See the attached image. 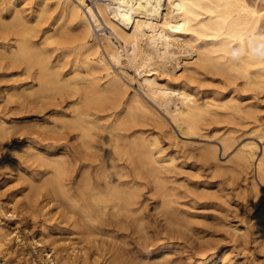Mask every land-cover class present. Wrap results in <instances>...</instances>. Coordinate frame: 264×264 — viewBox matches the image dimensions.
<instances>
[{
  "label": "bare ground",
  "instance_id": "6f19581e",
  "mask_svg": "<svg viewBox=\"0 0 264 264\" xmlns=\"http://www.w3.org/2000/svg\"><path fill=\"white\" fill-rule=\"evenodd\" d=\"M89 1L34 0L35 10L27 11L17 0H0V37L7 39L0 42V66L25 65L24 71L34 81L18 95L24 94L30 102L70 100L75 113L71 118L60 115L59 121L79 130L82 142L90 148V169L83 167L77 174L79 165L68 151L48 153L37 141L27 144L29 160L47 167L40 171L38 183L26 186L23 210L30 207L35 212L40 207L44 212L60 197L59 203L80 215L74 228L83 222L90 226V236H118L117 231L124 230L131 236L147 235L149 241L151 233L184 236L190 245H196L194 240L199 238L204 254L195 264H242L222 238L207 237L211 227L203 221L233 230L245 247L250 246L253 233L264 250V0ZM5 5L9 17L3 15ZM33 10L35 18L29 16ZM41 22L45 23L42 29ZM9 34L15 35V43ZM38 125L53 128L44 122ZM6 128V121L1 122L0 130ZM165 137L169 144L184 147L183 152L169 148ZM230 151L223 162L221 153ZM184 157L202 161L212 177L225 180L218 179L212 187L203 178L195 181H202L200 185L188 182L180 176L187 169ZM224 181L236 183L238 193L244 192L251 203L253 211L248 220L246 215L240 217L241 225L230 220L232 203ZM44 184L50 188L39 200ZM181 185H189L188 192L194 194L191 199H181L186 196ZM196 198L213 211L190 209ZM239 208L241 215L245 207ZM198 214L205 217L200 225L195 221ZM11 233L0 223V253ZM15 234L26 248L23 237L18 231ZM52 235L43 226L40 235L32 237L35 248L45 264H64L72 252L67 253V242L59 241L62 236ZM140 236L133 239L142 240ZM125 241L126 245L118 240L105 245L116 264L181 261L174 257L176 248L160 243L152 256L140 257L141 262L130 254V238ZM0 264H10L5 254H0ZM77 264H86L85 256Z\"/></svg>",
  "mask_w": 264,
  "mask_h": 264
},
{
  "label": "rangeland",
  "instance_id": "374dc122",
  "mask_svg": "<svg viewBox=\"0 0 264 264\" xmlns=\"http://www.w3.org/2000/svg\"><path fill=\"white\" fill-rule=\"evenodd\" d=\"M17 2H18V4H20L19 6H24L25 8L28 7L27 11L34 9L32 7L36 6V4H34L35 3L34 0H29V2H28V0H17ZM89 2L92 3V0H90ZM8 7H9L8 5H5L4 10H3V15L6 17H9V14H10V10L8 9ZM34 10L32 12L33 14L32 13L29 14V16L31 18H35V15L37 13ZM44 26H45V23L41 22L39 28L42 29ZM13 36H15V35L9 34V37H12L10 41L15 43L16 41L14 40ZM4 40H7V39H3L2 37H0V42L4 41ZM36 40L38 43H40V41H41L39 36L36 37ZM128 69L132 73H135L133 71V69H131V68H128ZM24 70H25L24 64H21L18 66H16L14 64V65H11V67H9V68H8V66L7 67L6 66H4V67L0 66V75H2V76H0L1 77V80H0V124H1V122H5V121L7 124L6 129L0 130V133H1V135H0V223L5 226L6 230L12 231L11 236H9L11 239L10 238L7 239L5 244L2 246V249H1L2 253H0V254L1 255L5 254L6 257L8 258V261L10 264H33L35 261L37 262V264H45L43 257L40 255L38 250L35 248L32 237H33V235H36V236L40 235L43 226H47V233H54V235H52V237L62 236L63 238L60 239L59 241H63V242L68 243V245H67V243H65L69 247L68 248L69 251L68 250H66V251H67V253L70 252L69 254H71V252H72V254H71L72 256H70V257H73V258L71 259L70 257H68L63 262L64 264H72V263L77 264L78 261L80 260V258L83 256H85L86 264L88 262L87 258L89 259L90 264H116L115 263L116 261H114L115 259H112V256L110 255L111 253L108 251L106 246L109 245L110 242H114L117 240L120 242L121 238L123 240H121L120 243L123 245H126V244H124L122 242L126 243L125 240L126 239L129 240V238H130V242L132 243V244L130 243V247L133 246V249L130 250V254L131 255L134 254L132 256H134L139 261H141L140 257L145 256L147 259V257H150L153 255V253L157 250L158 247L160 248L162 245H168L169 244V245L173 246L174 248H176L175 253L177 255L174 254V257L175 258L180 257L179 259H177V262H179L181 260L180 262L182 264H185V263L195 264V261L197 260L198 256L204 254V250L203 251H202V249L200 250V248L198 246V244H199L198 242H200V241H199V238L196 236H194L195 239L198 238V240L197 239L194 240L195 241L194 243H196V245H194V244L190 245L189 243L186 244L184 241L186 239V237H184V236L183 237L182 236H179V237L178 236H174V237L172 236V238H171V236L168 237V236H165L164 234H159L160 237H158L154 233H151L149 235L151 237L150 241H149V237L147 235H146L147 237L146 236L143 237L142 235L140 236L138 233H137L138 235L135 233L136 236L133 235L135 237L134 239L138 240L137 236H140L141 238L143 237L142 240L141 239L139 240L140 241V243H139V241H136L133 239V236H131V232H126L124 230H123L124 232L122 230L121 231L118 230L117 231L118 233L115 232V233H117L118 236H120V237L122 236L121 238L116 236V235H110L109 236V234H106V233H104V234L94 233V234H91V236H90V226L84 224L83 222H81V227L75 226L76 228H74L73 222H74L75 218L77 216L80 217V215L76 212L74 214H72V211H71L72 209L69 205L67 206V204H65V203H59L61 201V200H59V199H61L60 197L58 199H53L48 204L46 210L44 211L46 213L41 211L40 207H37L38 210L36 208L35 212L32 211L30 209V207H27L23 210V205H24V196H23L24 194L23 193L28 191L29 188H27V187H28V185H30L29 183H32V182L38 183L40 181L39 180L41 177L40 171L47 167L46 165H38L36 162H33L32 159H30L32 162L29 160L28 156L26 155L27 152L25 151L27 144H33L35 141H37L39 148L42 149L43 151H47L48 153L53 152V153L57 154L60 152L68 151L73 157L76 158V162L79 165V167H78L79 171L75 172L77 174L79 172H81V169H83V167L90 169V148L88 150L89 145L82 142L81 138L78 135L79 130L75 129L71 125L69 126V124H67V123L63 124L62 122L59 121V119H61V116H64L65 118H71L73 116V114L75 113V111H74L75 108H74L73 104L68 99H67V101L64 100L63 102L61 101L62 103L60 102L57 104L54 102H43V103L30 102V100L24 99V97H25L24 94L18 95V93H21L23 87L32 85V83L34 81L32 76L29 75ZM15 73H17V74H15ZM16 75L18 78L16 77ZM135 76L137 77V79L139 77L141 78V76L136 75V73H135ZM13 77H14V79H13ZM11 78H12V80H11ZM137 79L135 81L136 86L139 85ZM23 80H24V82H23ZM21 83L22 84L24 83V84L22 85ZM12 84L13 85L15 84V85L13 86ZM12 90H15V91H12ZM7 91H8V93H7ZM11 92H12V94H11ZM20 96H22V97H20ZM23 99H24V101H23ZM11 100H13V101H11ZM66 103L69 105H67ZM17 105H19V106H17ZM45 105H46V107H45ZM25 107L27 109L26 111H25ZM19 110H21V111H19ZM161 110L163 111V109H161ZM71 114H72V116H71ZM41 122H44L48 126L51 125L50 127H53V128H51V130H50V128L49 129L48 128L43 129L41 127H38L39 126L38 123H41ZM17 123H19V124H17ZM35 126H37L38 130ZM54 129H56V130H54ZM33 130H35V131H33ZM48 133H49V135H48ZM33 136H34V138H33ZM46 136H48V137H46ZM180 137L181 138L183 137L184 139L188 138V137H185L181 134H180ZM197 139H199V138H197ZM168 140L169 139L167 137H165L164 141H166V145H170L169 148H176L177 147L176 150L179 154H180V152H183L184 147H181V146L179 147V145L176 146V145H173L171 143L169 144ZM28 141H29V143H27ZM78 142H80V143H78ZM19 149L20 150L22 149V151H20ZM24 151H25V153H24ZM18 152H20V153H18ZM229 154L231 155L232 152L231 151L227 152L224 155L221 153V155H222V156L220 155V157L222 158L221 160L222 161L224 160L223 162H225L227 160V158L229 157ZM184 158H185L184 164L187 167V169H185L184 172L180 173L181 177L186 178V180L188 182H191V183L193 182L192 184H194V183L199 184V185H200V183L202 184V181L198 182V183L195 181H197L198 178H203L207 182L208 185L209 184L211 185V186L209 185L210 187L216 185L215 182H218V179H220V177H218V178L212 177V173L210 174L211 170H208L209 168L207 169L208 165H205V164L203 165L202 161L196 160V158H194V157L189 158V159H187L186 157H184ZM80 161H83V163H81ZM11 162H13V163H11ZM34 164H35V166H34ZM17 166H18V168H17ZM197 170H199V171L201 170L202 175ZM196 174H200L201 176L197 177ZM21 175H23V176H21ZM31 178H34L35 181ZM37 178H39V179H37ZM210 179L213 180L214 183H213V181L212 182L209 181ZM222 179L225 180L224 177L221 178L220 180H222ZM75 181H76V178L74 177L73 182L75 183ZM227 181L226 182L224 181L225 182L224 184L227 187H229L228 188L230 190L229 196L231 198V203H232L230 208L228 209V212L231 213L230 214V217H231L230 220H232L231 222L233 224L241 225L242 221L240 220V217L245 218V215H246L247 220H248L249 219L248 216H250L253 209L251 208V205H250L251 203L249 201H246L247 200L246 197H243L244 192L238 193L239 187H236V183H232L231 181H229L227 183ZM242 182L245 183L244 180H242ZM230 184H231V186H230ZM44 185H42L41 188L39 189L41 192L39 200H41L43 198V196H41V195H43L47 191V189L50 188L49 184H44ZM187 186H189V185H181L180 186V189H182L183 191L185 190L184 192L186 193V196L181 198L184 201L189 200L194 196L193 193L188 192V189H190V188L189 187L187 188ZM25 187H26V189H25ZM24 190H26V191H24ZM246 194H247V191H246ZM198 199H199V201H198ZM195 200H196V202L194 203V206L197 208L194 207V208H190V209L197 211V212L199 211L201 213L205 212V210H206V212H208V211L212 212L213 211V208H211L209 206H207L209 210L206 209L207 207H205V205H204L205 202L202 198H196ZM15 202H16V207L14 206ZM21 205H22V207H21ZM200 206H202V207L204 206L205 208L204 207H203L204 209H202V207L199 208ZM242 207L243 208L245 207L244 209H246V210L243 211L244 209H242ZM237 208L242 209L241 212L243 215L242 214L240 215L237 212ZM20 209H21V211H20ZM244 212H246V213H244ZM201 216H203V215L198 214V216L195 217L196 218L195 221H197L198 223H199L200 219L203 221L205 217H201ZM44 217L46 220L43 219ZM61 217H62V219H61ZM210 217L211 216H209V218ZM57 218H59V220ZM31 219H33V220H31ZM41 220H43V222L46 225ZM251 221L252 220H249V225L251 224L250 223ZM47 223H49V224H47ZM41 224H42V228H41ZM201 224H203V225L207 224V228L209 226L211 227V228H208V230L210 229L209 231H211L212 234L209 232L206 233L207 237H209V238L211 237L214 239L215 238L216 239L222 238L224 240V241H222V243L224 242L223 244H227L226 247L232 250V255L234 256V258L241 261L242 264H264V250L260 248V246L258 245L257 242H255V240L253 238V236H254L253 233L250 235V238H251L250 244H249L250 246L245 247L237 239L236 233L233 230L229 231L228 227L225 226L226 227L225 228V227L220 226V228H217L216 226L209 225L205 221L201 222ZM6 225H7V227H6ZM199 225H200V223H199ZM212 227L216 228L217 233H215L216 230L213 229ZM74 230H75V232L73 233ZM85 230H86V232H85ZM214 230H215V232H214ZM15 231H18L20 236L23 237V240L26 243V248H23L24 246L22 247L21 246L22 244L15 237L16 236ZM187 231H189V230H187ZM250 231L252 232L253 228H251ZM115 233H113V234H115ZM124 234H127V235L124 236ZM129 234H130V236H128ZM55 235H57V236H55ZM102 235H103V237H102ZM104 235H105V237H104ZM112 236H114V237H112ZM126 236H128L129 238ZM110 237L112 239L113 238L114 239L112 240ZM175 237H177V238H175ZM152 238H153V240H152ZM98 239H99V241H98ZM156 239H157V241H156ZM146 240H148V241H146ZM226 240H227V242H225ZM149 242H151V244ZM105 243H107V244H105ZM152 243H154V244H152ZM143 246H144V248H142ZM136 249H138V250H136ZM153 249H155V250H153ZM28 250H29V252H28ZM78 250H79V252H78ZM98 252H99V254H98ZM192 253H194V254H192ZM138 255H141V256H138ZM71 260H73V261H71ZM92 261H93V263H92ZM180 262H179V264H181ZM117 264H119V263L117 262Z\"/></svg>",
  "mask_w": 264,
  "mask_h": 264
}]
</instances>
